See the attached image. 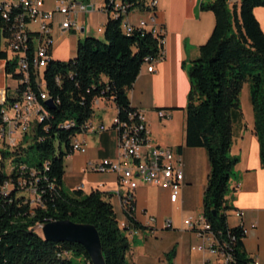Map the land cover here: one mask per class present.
Returning <instances> with one entry per match:
<instances>
[{
    "label": "trees",
    "instance_id": "16d2710c",
    "mask_svg": "<svg viewBox=\"0 0 264 264\" xmlns=\"http://www.w3.org/2000/svg\"><path fill=\"white\" fill-rule=\"evenodd\" d=\"M122 1L130 5V10L143 9L147 2ZM260 7L264 8V0H240V4L202 0L201 9L213 13L215 26L188 72L191 90L186 107L185 147L204 149L208 155L210 174L203 216L226 244L232 264L253 262L243 248L242 229L228 224L232 207L227 199L239 163V158L231 154L235 130L245 127L241 93L246 83L264 168V32L254 14ZM111 16L105 25L104 40L88 37L79 41L76 57L67 62L46 60L43 81L41 69L34 66L36 56L41 58L36 50L41 41L39 36H30V87L36 103L48 115L33 126L32 146H20L12 155L6 153L5 158L12 157L11 161L2 164L0 159L1 181L8 179L14 185V191L0 201V264H74L72 256L92 264L83 246L49 242L36 231L43 224L64 220L95 226L106 264H128L131 245L125 231L129 227H121L108 196L99 191L85 194L62 187L65 159L72 154L74 138L86 131L97 100L115 102L120 124L138 125L136 117L131 119L137 109L131 106L129 92L147 59H157L162 50L149 30L134 27L131 34L125 33L121 15ZM3 28L0 10V32H4ZM0 61L7 62L5 74H10L11 64L5 52H0ZM26 89L19 86L13 93L8 88V104L21 100ZM50 99L54 108L46 104ZM140 136L145 138V132ZM31 152L33 159L29 158ZM31 187H35L39 202L27 198L25 191ZM129 226L140 227L134 218Z\"/></svg>",
    "mask_w": 264,
    "mask_h": 264
},
{
    "label": "crops",
    "instance_id": "0c3cea01",
    "mask_svg": "<svg viewBox=\"0 0 264 264\" xmlns=\"http://www.w3.org/2000/svg\"><path fill=\"white\" fill-rule=\"evenodd\" d=\"M87 7L82 18L76 16L82 25L74 29H56V42L52 57L67 62L77 55L79 41L95 36L97 29L105 27L111 13L104 12L107 0H79ZM202 0H158V20L166 29V44L162 60L155 63L154 72H148L144 65L129 99L132 108L140 110L146 117L150 147L171 148L178 152L183 162L184 186L176 203L170 201L169 189L140 182L135 192L134 219L139 228L129 226L125 231L131 249L127 255L128 264H221L209 253L192 251L201 246L203 239L185 226V220L197 219L203 214L204 193L208 184L210 164L204 149L185 147L186 107L191 90L188 76L192 63L200 56V47L210 38L215 26L212 12L201 9ZM240 4V0H230ZM54 0H47L48 9L54 7ZM150 2L145 7L131 9L126 20L133 26L147 18ZM108 16H107V15ZM254 14L264 32V8H256ZM90 16V25L85 26ZM61 17L57 18L59 24ZM0 75L5 88L8 80L5 63L0 61ZM95 113L90 120L89 130L78 136L86 142L85 153L75 152L65 159V175L62 187L67 191L81 190L85 194L99 191L108 196L119 222L125 220L121 200L117 195L120 177L115 172L86 170L89 163L98 165L105 160L118 162L122 154L118 144L115 120L118 109L113 100L96 101ZM168 112L170 118L161 121L158 111ZM245 127L236 128L231 154L239 158L235 175L230 182L229 205L246 213L249 235L243 241L248 257H257L264 264V168L260 160V145L254 134V112L248 118L244 115ZM105 127L104 131L100 128ZM182 147L179 151L178 148ZM155 218V222L150 219ZM171 221L172 227L166 226ZM230 227L238 225L229 212ZM130 225V224H129Z\"/></svg>",
    "mask_w": 264,
    "mask_h": 264
},
{
    "label": "built area",
    "instance_id": "2783aa9c",
    "mask_svg": "<svg viewBox=\"0 0 264 264\" xmlns=\"http://www.w3.org/2000/svg\"><path fill=\"white\" fill-rule=\"evenodd\" d=\"M54 1V9L48 11L45 9L44 0H0V10L4 23V32H0V52L7 54L12 70L10 74L5 75L7 79L15 81L13 93L17 92L19 86L27 87L21 100L13 104H8L7 101L8 88L0 89V107H2L0 112V159H2V164L13 160L12 157L5 158L6 153L12 155L20 146H23L22 143L31 135L35 123L42 122L48 115L46 109L36 103L34 91L30 87L32 85L30 36H39L41 41V74L43 81V61L53 59L52 52L56 42V29L59 28L61 31L74 29L79 32L82 25L76 16L81 14L84 18L88 11L87 7L79 0ZM147 1L151 2V10L147 12V18L141 20L137 26L131 25L126 20V16L130 12V5L122 0L106 1L103 11L111 12L113 17L114 15H121L122 27L125 33L131 34L134 27H137L149 30L159 40L162 46L160 56L154 60L147 59L146 63V65H149L148 72L152 73L155 70V63L162 60L164 55L166 29L158 20V0ZM22 11H29V26H22ZM58 17H61L59 24L57 22ZM98 32H100V29ZM4 63L6 67L7 62ZM14 74L18 76L17 79H14ZM158 116L161 121L170 118L168 112L164 110H159ZM135 117L138 119V125L131 127L127 124H120L119 120L114 122L122 159L118 162L105 160L98 165L89 163L86 168L91 172L111 171L119 175L120 189L117 195L121 200L125 217L120 225H124V228H128L130 220L134 218L135 192L140 186V182L169 189L170 201L176 203L185 180L183 162L178 152L171 148L150 147L146 117L140 110H137L136 114L131 116V119L133 120ZM89 128L90 121L86 124L84 133ZM100 130L104 131L105 127H101ZM142 132H145V138L140 136ZM78 136L73 140L72 153H85L87 151L86 142L79 139ZM32 175L34 176V173ZM12 191H14L13 182L8 179L1 181L0 178V201L3 197L9 196ZM25 192H29L35 197L36 202H39L35 187L28 188ZM229 212L237 219V227L242 229L243 236L246 238L252 229L251 226L247 225L246 213L233 208ZM150 221L155 222L156 219L151 218ZM184 223L188 229L194 231L203 239V244L192 248V251L202 254L209 253L218 258L221 264H232V258L225 250L226 244L217 238L203 214L197 219L189 218ZM166 226L171 228V221L168 220ZM252 259V264H260L257 257Z\"/></svg>",
    "mask_w": 264,
    "mask_h": 264
},
{
    "label": "water",
    "instance_id": "95a60500",
    "mask_svg": "<svg viewBox=\"0 0 264 264\" xmlns=\"http://www.w3.org/2000/svg\"><path fill=\"white\" fill-rule=\"evenodd\" d=\"M46 104L50 108L55 107L52 99ZM39 229L46 241L79 244L85 248L92 264H106L101 238L95 226L64 220L43 224Z\"/></svg>",
    "mask_w": 264,
    "mask_h": 264
},
{
    "label": "rangeland",
    "instance_id": "374dc122",
    "mask_svg": "<svg viewBox=\"0 0 264 264\" xmlns=\"http://www.w3.org/2000/svg\"><path fill=\"white\" fill-rule=\"evenodd\" d=\"M44 1H45V5H46L47 4V0H44ZM231 3L234 4L233 2H231ZM54 7H55V3H54ZM54 7L51 8V9H48L45 6V9L50 11V10L54 9ZM90 21H91L90 16H88L87 19H86V22H85V26L88 27L90 25ZM100 27L102 29V32H98L99 29H97L96 32H92V33H94V35H96L98 37L97 39L104 40V29H105V27H103V26H100ZM90 37H95V36H90ZM3 84H4V82L2 81V75H0V89L2 88ZM6 85L7 86L5 88H9L11 91L15 89V81L12 80V79H8L6 81ZM5 88H3V89H5ZM241 106H242V110H243V113L245 115V118H248L250 115L253 114V107H252V103H251V99H250V88H249V84L248 83H246L244 85L242 93H241ZM16 137H18V136H16ZM31 138H32V133H31V135H29L27 137V140L22 143L24 148H27L28 146L30 147V146L33 145V141H32ZM29 158L30 159L34 158V154L32 152L30 153ZM24 159L26 160L27 157L25 156ZM229 192H230V188H229ZM229 192L227 194V197L230 194ZM25 193L27 194L26 195L27 198L35 200V197L32 196L29 192H25ZM36 231L41 236H43L41 230L39 229V227L36 229ZM72 259H73L74 264H89V262H86V260L84 258H77L75 256H72Z\"/></svg>",
    "mask_w": 264,
    "mask_h": 264
},
{
    "label": "bare ground",
    "instance_id": "6f19581e",
    "mask_svg": "<svg viewBox=\"0 0 264 264\" xmlns=\"http://www.w3.org/2000/svg\"><path fill=\"white\" fill-rule=\"evenodd\" d=\"M149 9L151 10V2H150V7ZM111 13V12H109ZM113 16V15H112ZM119 15H114V17H118ZM22 26H29V11H22ZM102 31V30H101ZM33 42L36 44V42H38V40ZM37 53L40 54L41 56V45H38V47L36 48ZM46 61H43V66L45 65ZM34 66L35 68L41 69V58L38 56H36V58L34 59ZM43 98H45L43 96ZM122 228H124V225H121Z\"/></svg>",
    "mask_w": 264,
    "mask_h": 264
}]
</instances>
